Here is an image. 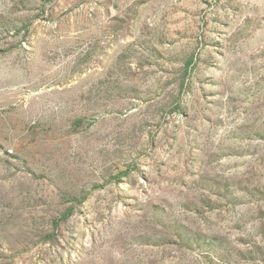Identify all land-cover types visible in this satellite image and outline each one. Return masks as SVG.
Segmentation results:
<instances>
[{"label":"rangeland","instance_id":"1","mask_svg":"<svg viewBox=\"0 0 264 264\" xmlns=\"http://www.w3.org/2000/svg\"><path fill=\"white\" fill-rule=\"evenodd\" d=\"M0 264H264V0H0Z\"/></svg>","mask_w":264,"mask_h":264}]
</instances>
